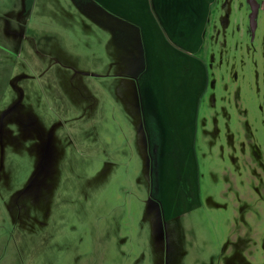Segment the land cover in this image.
Segmentation results:
<instances>
[{"label":"rangeland","instance_id":"374dc122","mask_svg":"<svg viewBox=\"0 0 264 264\" xmlns=\"http://www.w3.org/2000/svg\"><path fill=\"white\" fill-rule=\"evenodd\" d=\"M19 1L0 0L1 264H260L264 12L252 40L247 0L205 8L195 189L166 196L170 217L151 192L132 72H98L92 50H46L44 29L31 42L38 18L11 15Z\"/></svg>","mask_w":264,"mask_h":264},{"label":"crops","instance_id":"0c3cea01","mask_svg":"<svg viewBox=\"0 0 264 264\" xmlns=\"http://www.w3.org/2000/svg\"><path fill=\"white\" fill-rule=\"evenodd\" d=\"M27 1L20 0L11 15L30 11L38 18L26 22L31 42L44 29L46 50H92L91 66L98 72H132L126 83L137 87L151 192L161 199L165 214H176L178 208L170 209L166 196L176 190L189 195L196 183L198 103L207 84L205 62L198 54L210 0ZM115 75L107 73L112 80Z\"/></svg>","mask_w":264,"mask_h":264},{"label":"flooded vegetation","instance_id":"af4514ba","mask_svg":"<svg viewBox=\"0 0 264 264\" xmlns=\"http://www.w3.org/2000/svg\"><path fill=\"white\" fill-rule=\"evenodd\" d=\"M247 3L250 9V13L253 15L251 26L249 24V30L252 40H254L259 23V21L257 20V16L259 17V15L264 12V0H247ZM259 40L260 41H259V45L257 46V50H264V36L260 35ZM262 190L264 191V187H262ZM260 247H264V237H261ZM236 259L240 261V264H249L245 256L240 258V256L237 257L236 254H234L232 260H236ZM260 264H264V260Z\"/></svg>","mask_w":264,"mask_h":264},{"label":"water","instance_id":"95a60500","mask_svg":"<svg viewBox=\"0 0 264 264\" xmlns=\"http://www.w3.org/2000/svg\"><path fill=\"white\" fill-rule=\"evenodd\" d=\"M252 17H253V15L251 14V15H250V19H249V24H250V26H251V23H252Z\"/></svg>","mask_w":264,"mask_h":264}]
</instances>
